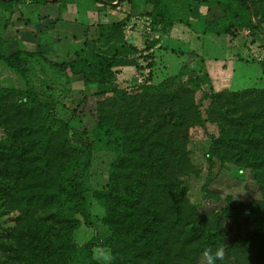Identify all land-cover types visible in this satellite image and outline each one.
I'll list each match as a JSON object with an SVG mask.
<instances>
[{"label":"trees","instance_id":"1","mask_svg":"<svg viewBox=\"0 0 264 264\" xmlns=\"http://www.w3.org/2000/svg\"><path fill=\"white\" fill-rule=\"evenodd\" d=\"M24 1L29 13L56 7V16L42 26L80 40L81 46L53 60L42 50H11L0 37V66L17 79L11 85L0 82V126L5 130L0 209L15 212L12 223L0 227L2 264H102L93 257L96 247L110 249L113 264H208L206 248L224 249L216 264H264V85L215 90L203 59L194 53L186 54L175 73L154 83L149 49L155 43L147 40L137 49L123 36L129 16L146 15L151 29L160 31L179 21L202 34L234 38L246 29L264 37L263 0H140L151 9H130L118 21L98 23L92 37L87 24L58 14L73 0H0V8L10 12ZM88 1L112 8L123 1L132 8L135 2ZM199 6L203 14L196 13ZM18 22L32 32V25ZM135 54L146 61L147 81L132 92L87 91L70 101L66 119L57 115L65 105L64 86L34 80L30 63L35 59L78 76L82 85L102 86L120 66L142 69ZM191 58L197 60L193 67ZM257 63L262 82L264 59ZM202 101H207L203 109ZM207 123L217 133L208 134V170L200 190L213 207L199 211L185 198L182 178L196 173L188 158L189 128ZM74 138L82 140L83 155ZM99 151L110 155L106 182L90 197L103 209L100 220L107 235L95 233L77 245L72 232L81 223L94 227L85 180ZM216 163L247 169L258 196L236 201L210 190Z\"/></svg>","mask_w":264,"mask_h":264},{"label":"rangeland","instance_id":"2","mask_svg":"<svg viewBox=\"0 0 264 264\" xmlns=\"http://www.w3.org/2000/svg\"><path fill=\"white\" fill-rule=\"evenodd\" d=\"M73 0L68 3L67 10L62 13L63 19L72 21L76 17L74 11ZM56 7L53 8H39L37 12H28L26 1L19 2L13 5L12 10L5 11L0 8V37L7 39L8 47L11 50H15L19 47H24L27 50L36 51L42 50L53 60H61L66 55L70 54L73 50L80 48V40L70 39L60 35L57 31L46 30L42 23L45 21H51L57 14ZM199 11V10H198ZM204 12V8L200 7L199 12ZM197 13V11H196ZM58 14L61 16L59 9ZM87 21L94 22L96 15L93 11L87 13ZM192 18L190 21H194ZM46 17L45 19H43ZM21 19L22 23L32 25V32L24 30L21 23L18 20ZM139 22L142 18H136ZM135 23V22H133ZM142 25L141 30L138 31L139 38L138 46L142 49L147 39L148 30L145 28L147 25L145 22H140ZM149 25V24H148ZM191 29H194L191 27ZM193 31V30H192ZM95 28L90 26L88 29V37L94 35ZM176 33V32H174ZM177 34V33H176ZM92 39V38H91ZM165 41V39H164ZM162 41L159 48H155L153 52L154 65L152 67L151 81L158 82L165 75L173 74L177 71L178 67L185 62L186 53L190 48L196 46L195 42H190V45H182L179 41L172 43L169 48L175 49L181 48L182 54H173L168 52L164 53L161 49L164 45H168L169 42ZM171 41V40H170ZM170 44V43H169ZM198 44V43H197ZM161 48V49H160ZM198 50V47H196ZM158 49V50H157ZM166 51V50H165ZM201 53L204 56H209V70L211 72L212 87L215 90H224L238 88L240 86L249 87H261L264 85V80L260 82L259 78V65L258 60L264 59V37L256 34H249L246 29L237 33L236 39L229 38L228 36H218L216 39H205L200 47ZM196 52V51H195ZM137 56V54H135ZM138 63L143 67L146 63L145 60L138 57ZM241 59V60H240ZM244 59V60H243ZM249 59V61H247ZM190 67L195 66L197 60L191 58ZM235 61L233 70L232 62ZM31 66L34 69V80L46 78L64 86L66 93L63 99L64 107L57 109V115L62 118H67V107L71 104V100H78L81 95L87 91H98L100 89L105 90L106 95H111L113 88H125L127 91L132 92L138 85L144 83L148 79V68L135 69L133 66H128L125 69L118 70L115 78L109 84L102 86L95 85H82L78 76H73L68 72H61L59 70L46 67L42 63L35 59L30 61ZM235 75L231 78V71ZM234 71V72H233ZM261 79V78H260ZM16 76L12 75L9 71L0 66V82L4 85H11L16 81ZM233 80V81H232ZM233 85L231 87V84ZM243 88V87H241ZM199 92L195 93V98L198 99ZM100 98V97H99ZM103 100V96L100 98ZM207 101L201 102V109L204 108ZM66 106V107H65ZM216 127L213 124H205L204 127L194 126L189 128V136L187 140L188 158L192 163L196 173L188 177H183L185 183L184 196L190 204L198 207L199 211L207 210L213 207V203L206 201L202 196L200 190L203 184L208 170L207 162V149L209 144L208 134H216ZM5 135V130L0 126V139ZM73 142L77 144L76 151L78 154L83 155V150L78 147L82 145V140L73 139ZM110 160V155L104 151L94 153L92 158V167L88 178L85 180V193L89 196V211L90 220L94 224V227H86L82 223L72 232V241L79 245L85 242L93 234L99 236H106L107 230L101 223V217L103 215V209L96 203L94 199L90 197L92 190L98 189L104 186L106 182V169ZM213 180L209 185V189L219 192L220 194H229L234 200L246 201L250 198L257 197V191L255 190L252 177L248 170L245 168L237 167L230 163L216 165L212 168ZM15 212L4 211L0 209V227L5 228L12 223V219ZM230 226L231 220L226 221ZM107 248L96 247L93 248V257L99 262L104 264L103 257ZM3 256L0 255V264H2ZM200 264H203L201 261Z\"/></svg>","mask_w":264,"mask_h":264},{"label":"crops","instance_id":"3","mask_svg":"<svg viewBox=\"0 0 264 264\" xmlns=\"http://www.w3.org/2000/svg\"><path fill=\"white\" fill-rule=\"evenodd\" d=\"M71 2L72 1H70L68 3H71ZM139 2H140V0H135V2L133 3L134 7L131 8L130 3H128L127 1H123L121 4H119L115 8H112L109 6H102V5L97 4V3H91L88 0H75V2H73L74 3L73 8H74V11L76 13V17H74L75 18L74 20L82 22L84 24H87L89 27L92 26L93 28H95L96 24H98V23H111V22L120 20L127 13H129L130 9L136 10V11H141L142 9H144L145 11H149L151 9L150 4L143 5L142 2H140V3ZM68 3L65 4L64 7H60L61 17H62V13L67 10ZM263 3H264V0H263ZM200 7L204 8L202 6H199L198 7L199 11H200ZM90 11H93V14L96 15L95 16L96 19L94 22L87 21V19H88L87 13H90ZM199 11L197 12L198 14H203L202 11L201 12H199ZM136 18H139V19L142 18V20L140 22L143 21L147 25V27H145L148 30V32H147L148 37H147L146 41L149 40V41H153L155 43L154 46L151 49H149V52L152 54V56H153V52L156 50V48H159L161 46V44H162L161 42L164 41V39L166 42L169 41L167 43L168 45H164L163 49L160 48L161 51L164 53L170 52L173 54V56H174V54H179V53L183 55L181 48H177V49H175L173 47L169 48L170 45L172 43L176 44V42L179 41L182 45L185 44V46H187V45H190V42L196 41V46L190 48L188 51H191V52H187V53H194V54L199 56V54L201 53L200 47L202 46V43L205 41V39H216L218 37V36H214L211 34H202V33H200L198 28L192 27L194 29H191V26H187L184 22H179V21L173 22V24L171 26H168L165 29V31H160L158 28L151 29L150 25H148L149 24V18L146 15H131L126 20L125 26L123 28V36H124L125 42L135 46L137 49L140 48L138 46V39L137 38H139L138 31L141 30L142 25L140 24L139 20ZM193 18L195 20L196 16L194 15ZM64 19H66V18H64ZM189 19L191 20L192 18L189 17ZM133 22H135V23H133ZM262 25L264 26V23ZM174 32H176L177 34ZM236 36H237V34H236ZM236 36L233 39H236ZM196 47H198V50ZM154 48H155V50H153ZM199 57H201L203 59L204 69L206 70L208 75L211 76V72L209 70V66H210L209 65V56L200 55ZM235 63H236L235 61H233L231 63L232 64V67H231L232 70H233ZM126 67H128V66H120V67H118V70L119 69L122 70V68L125 69ZM259 72H260V70H259ZM231 75H232L231 78L234 79L233 77L235 75L232 73V71H231ZM259 76H260V73L257 77H259ZM232 85H233V82L231 84V87H232ZM244 86L242 85L238 88H241ZM232 89H236V88H232Z\"/></svg>","mask_w":264,"mask_h":264},{"label":"clouds","instance_id":"4","mask_svg":"<svg viewBox=\"0 0 264 264\" xmlns=\"http://www.w3.org/2000/svg\"><path fill=\"white\" fill-rule=\"evenodd\" d=\"M204 257L207 259L208 264H216V262L222 259L224 255V249L218 248L213 250L211 248H206L203 251ZM115 257L113 256L110 249L105 250V255L103 257L104 264H113Z\"/></svg>","mask_w":264,"mask_h":264}]
</instances>
